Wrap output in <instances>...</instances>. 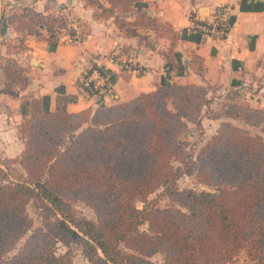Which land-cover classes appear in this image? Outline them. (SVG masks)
Returning <instances> with one entry per match:
<instances>
[{
    "label": "trees",
    "instance_id": "obj_1",
    "mask_svg": "<svg viewBox=\"0 0 264 264\" xmlns=\"http://www.w3.org/2000/svg\"><path fill=\"white\" fill-rule=\"evenodd\" d=\"M84 1L101 10L99 17H110L143 0H109L110 8ZM16 20L15 53L25 50L27 37L46 40L55 52L67 28L63 15L31 8ZM115 22L147 45L141 31L169 38L171 48L160 54L175 64L180 34L171 24L147 15ZM3 71V91L28 87L29 69L17 59L9 58ZM210 105L205 88L176 83L111 106L99 100L77 113L50 111L33 99L19 126L23 152L0 163V264H77L79 247L90 262L100 252L102 264H234L240 256L246 264H264V108L225 103L212 116L221 121L216 134L188 155L182 136L190 123L203 132ZM194 158L208 191L178 186ZM154 193L158 199L148 201ZM35 198L43 204L36 229L28 212ZM163 199L175 206L158 207ZM74 202L91 208L96 220L78 218Z\"/></svg>",
    "mask_w": 264,
    "mask_h": 264
},
{
    "label": "crops",
    "instance_id": "obj_2",
    "mask_svg": "<svg viewBox=\"0 0 264 264\" xmlns=\"http://www.w3.org/2000/svg\"><path fill=\"white\" fill-rule=\"evenodd\" d=\"M99 1L110 8L109 0ZM18 2L43 14L66 9L69 20L82 29L84 40L80 45L59 43L55 52H49L46 40L27 37L24 51L5 54L0 65V160L16 159L23 152L19 126L31 115L33 99L41 100L50 111L77 113L96 108L99 100L111 106L152 92L159 85L176 83L205 88L211 100L209 111L218 112L232 102L264 108V0H143L130 11H116L110 17H99L101 10L84 0ZM218 10L226 14V37L191 30L193 22L213 21ZM141 15L167 22L179 32L174 65L160 54L171 48L169 38L157 37L151 30L141 31L149 38L147 45L139 37L127 35L115 22L116 16L133 22ZM7 26L5 37L17 45L20 34L9 21ZM107 56L129 60L144 72L120 70ZM9 58L29 69L30 83L25 89L3 91V66ZM97 60V66L113 75L100 96L79 87L80 79L93 73ZM93 80L102 84L96 75ZM220 123L204 115L202 126L207 140L216 134Z\"/></svg>",
    "mask_w": 264,
    "mask_h": 264
},
{
    "label": "rangeland",
    "instance_id": "obj_3",
    "mask_svg": "<svg viewBox=\"0 0 264 264\" xmlns=\"http://www.w3.org/2000/svg\"><path fill=\"white\" fill-rule=\"evenodd\" d=\"M18 1L20 0H0V16H1V13H4V20H3L2 25L0 26V65L2 63V60L5 58V54L10 53V52L11 53L16 52V50L13 48L14 45L7 39V37H5V35H6L7 27H8L7 26L8 21L11 24H13L14 27H16L17 26L16 18L17 19L20 18V16H22L23 14V10L25 9L22 5H20ZM220 111L215 112L213 110L209 111L208 109L206 114L204 115L213 119L212 116L216 113H219ZM236 124L243 127L242 124H239V123H236ZM189 128L190 129L182 136V141L185 143L187 154L193 155V154H196L200 150V148L205 145V143L208 140H207V137L205 136V132L203 131L201 133L200 130L197 129L195 124L190 123ZM253 132L257 133L255 131ZM2 161L4 160H0V163ZM9 167L18 169L17 165L15 166L10 165ZM178 186L181 189H194L196 191H208L209 190L208 187L199 183L198 166L195 162V158L192 159V163L186 168L185 174L179 179ZM156 199H158V193L152 194L148 198V201H152ZM137 206L140 209H142L144 205L141 201H139L137 203ZM174 206L175 205L169 199H163L158 203V207L160 208L174 207ZM71 208L78 218H84V219L91 220V221L96 220V215L94 211L82 202L72 203ZM28 212H29V215L34 220V229L40 227L43 222L42 202L37 198L33 199L28 206ZM142 229L143 230L146 229V226L142 227ZM27 237L28 236H26L24 239L20 241L19 245L17 246V249H15L13 252L8 254L5 257V260H8L10 257H12L19 250V248L22 247ZM83 251H84L83 247H79L76 251L75 261L77 264H102V261L99 259V256L102 257V254L100 252H99V256L95 255L94 261L90 262L87 260V257L85 256ZM59 252H64V248L62 246L59 248ZM161 260H162L161 256L153 257V261L161 262ZM234 264H246L244 261V257L243 256L238 257Z\"/></svg>",
    "mask_w": 264,
    "mask_h": 264
},
{
    "label": "built area",
    "instance_id": "obj_4",
    "mask_svg": "<svg viewBox=\"0 0 264 264\" xmlns=\"http://www.w3.org/2000/svg\"><path fill=\"white\" fill-rule=\"evenodd\" d=\"M66 17L67 19V28L62 30L59 43L70 44V45H80L84 40V33L82 29L77 25L73 24L69 20L67 10L62 9L59 13ZM226 14L224 10H218L216 15L211 22H193L191 28L192 31L201 32L207 36H213L216 38H224L228 34L229 26L226 22ZM107 60L111 63L117 64L120 70H133L136 69L139 72H144L142 68L136 67L131 61L123 60L118 61L112 56H107ZM96 66L93 68V73L83 76L79 81V87L84 92H87L91 95H101L104 92L107 83L110 81L111 73L105 67L97 66L98 60L95 62ZM98 68H103L104 73H101ZM93 75H96L97 78L102 80V84H96L93 80Z\"/></svg>",
    "mask_w": 264,
    "mask_h": 264
},
{
    "label": "water",
    "instance_id": "obj_5",
    "mask_svg": "<svg viewBox=\"0 0 264 264\" xmlns=\"http://www.w3.org/2000/svg\"><path fill=\"white\" fill-rule=\"evenodd\" d=\"M3 20H4V13H1V16H0V26L2 25Z\"/></svg>",
    "mask_w": 264,
    "mask_h": 264
}]
</instances>
